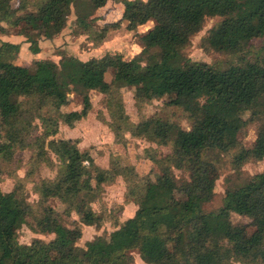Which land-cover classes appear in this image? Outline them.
<instances>
[{
    "label": "trees",
    "instance_id": "obj_1",
    "mask_svg": "<svg viewBox=\"0 0 264 264\" xmlns=\"http://www.w3.org/2000/svg\"><path fill=\"white\" fill-rule=\"evenodd\" d=\"M112 1L123 5V15L118 22L105 25L100 40L123 20L135 28L154 21L147 33L139 34L146 58L144 53L130 60L122 53L88 60L72 55L60 62L39 59L31 68L15 62L21 44L1 37L24 24L25 42L33 53H39L41 40L55 39L66 28L73 7L81 26L88 30L96 11ZM214 16L223 19L211 29L209 45L244 58L254 53V59L219 68L185 55L193 35ZM259 38H264V0H44L36 11L24 15L18 14L12 0H0V116L5 124V133L0 130V157L10 160L17 150L35 148L38 141L45 147L48 138L59 132V120L42 110L49 103L60 110L73 90L84 93L78 120L92 107L90 90L111 94L127 83H145L147 87L136 94L137 102L143 103L162 98L169 85L177 93L171 104L182 108L191 123L187 129L157 115L141 120L133 135L170 146L171 153L153 158L161 175L130 186V197L139 206L135 215L109 238L88 241L86 249L69 238L72 233L82 236L81 227L65 224L62 214L47 202L58 198L66 206L64 213L75 212L81 223L97 225L101 217L92 204L111 177L80 148L49 140L60 167L54 179L37 185L44 203L38 215L17 189L5 192L0 187V264H136L134 250L148 264H264V171L230 185L219 210L204 208L215 194V184L206 182L211 154L237 148L232 160L237 170L249 161L264 159V45L252 44ZM151 48L158 49V54H149ZM113 69L116 74L109 82L106 74ZM117 104L124 118L122 100ZM37 118L44 130L32 143L28 137ZM257 120L254 145L241 148L239 131ZM43 154L37 152V162ZM176 169L188 172V177L177 178ZM135 176L127 180L136 181ZM232 213L252 219L256 231L248 235L246 225L235 223ZM31 216L34 230L55 234V238L20 243L18 229Z\"/></svg>",
    "mask_w": 264,
    "mask_h": 264
},
{
    "label": "rangeland",
    "instance_id": "obj_2",
    "mask_svg": "<svg viewBox=\"0 0 264 264\" xmlns=\"http://www.w3.org/2000/svg\"><path fill=\"white\" fill-rule=\"evenodd\" d=\"M42 1L44 0H12V6L18 10V14L24 15L27 12L36 11ZM122 15L120 4L112 1L96 11L92 16L93 25L87 30L81 26L77 10L73 7L68 24L60 35L46 43V40L40 42L43 48L39 53H33L30 45L26 44L15 62L35 68L36 61L39 59L60 62L63 56L73 55L82 60H88L92 57L104 56L107 53H122L125 59L130 60L143 55L146 50L141 44L139 34L147 33L155 25L154 21L135 28L129 21L123 20L119 27L109 28L104 41L100 40L99 35L104 33L102 29L105 25L118 22ZM222 19L220 16L206 19L203 29L193 35L191 44L184 50L188 58L192 61L207 62L219 68H226L255 58L254 53L248 54L244 58L239 54L217 50L209 45L207 41L209 33ZM24 30L25 26L22 24L19 28L12 30L8 36H17V32L20 31V36L17 37L22 41L21 44H24V40H26ZM1 37L7 38V35ZM252 44L259 48L264 45V38L256 39ZM148 51L153 55H157L159 52L156 48H151ZM147 55L145 52V58ZM143 63L146 64V60ZM115 74V69L109 71L106 74V79L112 82ZM146 87L145 83L135 85L127 83L120 88H114L111 94L90 90L88 94L92 100V107L87 116L78 120L76 117L81 115L84 93L76 90L69 93L68 104L62 106L60 110L52 103L42 110L44 115L59 120V132L49 137L48 141L55 139L59 146L80 148L94 159L99 168L108 170L111 177L102 185L101 194H98L99 197L92 204L94 210L101 217V222L97 225L81 223L79 215L75 212L71 215L64 213L66 206L58 198H51L47 202L62 214L65 224L71 228H75L77 225L81 227L82 236L72 233L69 238L73 239L76 245L85 249L88 241L99 236L109 238L110 234L118 229L124 221L135 215L139 206L130 197L131 185L133 186L135 182L147 183L148 179H155L162 174L154 159L170 154L171 147L133 135L141 120L157 115L179 122L187 129L191 127L187 113L182 108L171 104V101L177 98V93L171 90L169 85L166 86L167 94L162 98L138 103L136 94ZM119 99L122 100L124 118L123 114L119 112L120 104H117ZM245 117L249 119L250 113H247ZM259 125L260 121H251L239 131L238 138L241 148H250L254 145ZM4 127L5 124L0 116L2 134L5 133ZM43 130V123L37 118L28 139L35 143ZM117 133H120V137L116 135ZM0 140L3 138L0 137ZM48 141L45 143V147L42 146V141H38L35 148L28 147L17 150L10 160L0 157V187L5 192L17 189L21 196L33 204L35 215L41 212L44 205L37 191V185L44 179H54L60 167V161L50 149ZM237 151L236 148L228 153L216 151L210 155L206 182L215 184V194L213 199L204 205L205 211H216L224 205L226 190L230 185L243 183L255 174L264 171V159L249 161L240 170L234 168L232 160ZM37 152L44 153L42 157L40 156L41 162H37ZM115 173L118 174L115 175ZM136 174V181L127 180L134 178ZM96 175L95 172L94 185L97 183ZM176 176L177 178L188 177V172L176 169ZM34 216L29 218V223L18 229L20 243L30 244L38 238L47 242L54 239L55 234L39 233L32 228ZM232 220L235 223L245 224L248 235L256 231V227L252 225V219L249 217L232 213ZM132 253L136 264H148L142 259L138 250H134Z\"/></svg>",
    "mask_w": 264,
    "mask_h": 264
},
{
    "label": "crops",
    "instance_id": "obj_3",
    "mask_svg": "<svg viewBox=\"0 0 264 264\" xmlns=\"http://www.w3.org/2000/svg\"><path fill=\"white\" fill-rule=\"evenodd\" d=\"M120 6H121V10H122V12H123V6H122V4H120ZM141 26V25H140ZM18 37L20 36V35H17ZM16 35H12V36H7V38H5V37H3L4 39H6V40H9V41H11V42H14V43H20L21 44V40L17 37ZM44 40V39H43ZM43 40H41V42H43ZM45 41V40H44ZM48 40H46L45 41V43L47 42ZM26 44H29V43H27V42H25V40H24V44H21V49L22 48H25V46H26ZM30 45V44H29ZM41 48H43V45H41Z\"/></svg>",
    "mask_w": 264,
    "mask_h": 264
}]
</instances>
